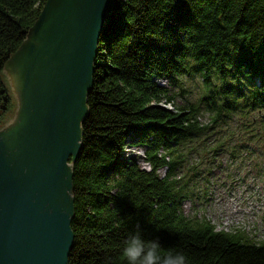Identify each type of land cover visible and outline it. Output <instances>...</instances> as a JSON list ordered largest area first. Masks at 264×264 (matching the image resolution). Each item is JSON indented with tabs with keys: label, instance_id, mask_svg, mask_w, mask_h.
<instances>
[{
	"label": "trees",
	"instance_id": "16d2710c",
	"mask_svg": "<svg viewBox=\"0 0 264 264\" xmlns=\"http://www.w3.org/2000/svg\"><path fill=\"white\" fill-rule=\"evenodd\" d=\"M45 1L0 0V125L15 108L3 66ZM114 1L73 165L68 264H126L121 251L135 232L158 239L161 255L183 253L187 264H264V241L189 218V181L177 179L183 146L215 153L240 132L249 146L264 148V0ZM194 75L202 77L203 93L185 106L156 83L167 81L183 96L180 78ZM203 113L211 125L200 122ZM221 132L212 147L206 144ZM134 147L144 148L147 170L126 155Z\"/></svg>",
	"mask_w": 264,
	"mask_h": 264
},
{
	"label": "water",
	"instance_id": "95a60500",
	"mask_svg": "<svg viewBox=\"0 0 264 264\" xmlns=\"http://www.w3.org/2000/svg\"><path fill=\"white\" fill-rule=\"evenodd\" d=\"M114 0H46L6 60L15 101L0 128V264H68L73 165Z\"/></svg>",
	"mask_w": 264,
	"mask_h": 264
},
{
	"label": "rangeland",
	"instance_id": "374dc122",
	"mask_svg": "<svg viewBox=\"0 0 264 264\" xmlns=\"http://www.w3.org/2000/svg\"><path fill=\"white\" fill-rule=\"evenodd\" d=\"M180 80L186 90L183 96L177 95L179 88L167 81L157 80L156 83L176 94V106L197 101L204 89L202 77L184 76ZM4 81L11 94L5 76ZM11 97L13 99L12 94ZM162 106L172 108V105L163 103ZM14 110L6 116L0 128L11 119ZM199 120L203 125H211L212 116L203 113ZM232 128L233 124H230L229 129ZM223 135V132L218 133L205 142L212 147ZM247 139V135L239 132L229 141L226 150L215 153L204 152L201 147L189 151L190 145L179 148L184 168L177 172V179L189 181V198L183 202V211L189 218H205L217 231H240L252 242L261 243L264 241V148L249 146L245 143ZM125 153L135 157L141 168L148 169L143 161L144 148L134 147ZM163 173L161 170L160 176Z\"/></svg>",
	"mask_w": 264,
	"mask_h": 264
},
{
	"label": "clouds",
	"instance_id": "9594fccd",
	"mask_svg": "<svg viewBox=\"0 0 264 264\" xmlns=\"http://www.w3.org/2000/svg\"><path fill=\"white\" fill-rule=\"evenodd\" d=\"M126 264H187L183 253L161 255L158 239L146 241L139 232L129 235L121 251Z\"/></svg>",
	"mask_w": 264,
	"mask_h": 264
},
{
	"label": "bare ground",
	"instance_id": "6f19581e",
	"mask_svg": "<svg viewBox=\"0 0 264 264\" xmlns=\"http://www.w3.org/2000/svg\"><path fill=\"white\" fill-rule=\"evenodd\" d=\"M147 166H148V164H147Z\"/></svg>",
	"mask_w": 264,
	"mask_h": 264
}]
</instances>
